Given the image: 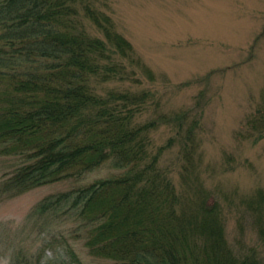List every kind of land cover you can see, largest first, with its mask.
<instances>
[{"label":"trees","instance_id":"obj_1","mask_svg":"<svg viewBox=\"0 0 264 264\" xmlns=\"http://www.w3.org/2000/svg\"><path fill=\"white\" fill-rule=\"evenodd\" d=\"M109 5L0 0V155L18 161L0 180V197L112 171L43 197L22 226L0 234V256L84 264L71 240L83 238L102 264H264L258 248L231 246L226 216L235 201L222 203L206 185L203 94L163 112L162 92L146 85L153 71ZM160 127L171 131L162 143ZM248 127L245 139L264 133V93ZM175 146L178 169L162 164ZM236 204L264 243V190Z\"/></svg>","mask_w":264,"mask_h":264},{"label":"rangeland","instance_id":"obj_2","mask_svg":"<svg viewBox=\"0 0 264 264\" xmlns=\"http://www.w3.org/2000/svg\"><path fill=\"white\" fill-rule=\"evenodd\" d=\"M106 12L153 71L149 88L162 92L163 112L195 104L203 94L201 137L206 185L222 203L235 201L226 216L227 237L238 253L259 249L254 218L237 208L240 198L264 190V133L249 135L248 121L264 93V0H109ZM159 92V93H160ZM155 133L162 143L170 130ZM178 147L162 164L178 169ZM18 164L0 156V180ZM173 176L178 183V175ZM112 171L103 167L85 179L50 183L13 197H0V234L22 226L32 207L47 194L71 189ZM217 189L219 194H217ZM2 235V234H1ZM85 264H102L71 239ZM50 255V253H49ZM0 264H11L0 256Z\"/></svg>","mask_w":264,"mask_h":264}]
</instances>
